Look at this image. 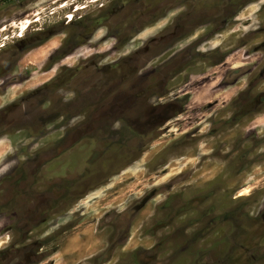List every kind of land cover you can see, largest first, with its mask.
I'll return each instance as SVG.
<instances>
[{"label":"rangeland","instance_id":"rangeland-1","mask_svg":"<svg viewBox=\"0 0 264 264\" xmlns=\"http://www.w3.org/2000/svg\"><path fill=\"white\" fill-rule=\"evenodd\" d=\"M0 74V264H264V0H1Z\"/></svg>","mask_w":264,"mask_h":264},{"label":"flooded vegetation","instance_id":"flooded-vegetation-1","mask_svg":"<svg viewBox=\"0 0 264 264\" xmlns=\"http://www.w3.org/2000/svg\"><path fill=\"white\" fill-rule=\"evenodd\" d=\"M18 25H21V22H18ZM20 27H22V25ZM58 47H59V49L57 50V54H55L54 58H53L54 61H62L63 57L65 56L64 52H66L67 47L64 46V43L62 44V46L60 45ZM1 75L2 74H0V87H1V85H2V87L0 88V94H1L0 97L3 98V96H5L7 94V90L9 88L7 86V84L9 83L10 80L8 81V79H10V78L9 77L4 78V77H1ZM45 83H46V86H45V90L43 92V97L41 96L42 93L40 91H38V95H36L34 90L31 89L28 92H20V94L15 95L13 98H10V99L8 98L4 102L7 103V101L14 99L13 103L15 104V106L20 107V106L24 105V106L29 108L30 112H33V110H36L35 104L39 101L38 97H40L46 104V111H45L44 116H46V119L48 121H50L53 113L55 114L59 111L58 114H61L62 109L65 108L66 99H64L62 97H58L56 100L55 95L52 93V90H53L52 89V86H53L52 80L49 79ZM0 106H1V104H0ZM5 106L7 108L6 112H8L9 104H6ZM5 106H3V107H5ZM55 107H58L57 108L58 111L55 110ZM7 115H11V114L8 112Z\"/></svg>","mask_w":264,"mask_h":264},{"label":"bare ground","instance_id":"bare-ground-1","mask_svg":"<svg viewBox=\"0 0 264 264\" xmlns=\"http://www.w3.org/2000/svg\"><path fill=\"white\" fill-rule=\"evenodd\" d=\"M75 13V12H74ZM23 25H22V28H25L27 30L28 26H29V21H23L21 22ZM14 24V23H13ZM19 26V25H18ZM21 26V25H20ZM21 28V27H20ZM17 94V93H16Z\"/></svg>","mask_w":264,"mask_h":264}]
</instances>
